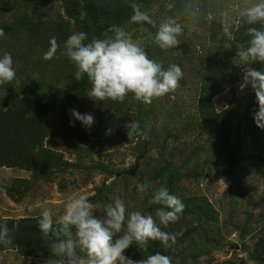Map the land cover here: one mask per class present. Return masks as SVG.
<instances>
[{"label":"rangeland","instance_id":"374dc122","mask_svg":"<svg viewBox=\"0 0 264 264\" xmlns=\"http://www.w3.org/2000/svg\"><path fill=\"white\" fill-rule=\"evenodd\" d=\"M133 2L141 4L157 25L165 16L179 17L184 25L179 46L165 51L154 42L156 28L132 23ZM190 2L0 0V28L5 32L0 56L10 53L16 70V79L0 86V111L26 99L32 103L31 116L51 104L41 142L26 143L19 153L6 156L9 163L20 164V157L31 159L40 152L42 164L30 169L0 165V225L8 226L13 239L11 246L0 245V264H45L57 237L42 235L41 213L50 208L53 228H58L72 195L95 197L94 215L100 219L115 198L124 201L126 219L133 211L155 217L161 206L151 199L161 187L185 206L177 222L161 226L175 234L176 244L164 248L160 241H149L141 248L133 243L126 256L139 261L159 252L172 264H264V145L254 147L245 134L256 97L250 86L239 91L246 65L237 57L240 45L222 32L223 13H228L234 32L240 10L256 0H198L201 12L196 21L182 13ZM168 3L175 5L171 11ZM112 26L123 28L165 69L172 64L182 68L184 77L174 93L154 98L151 104L131 94L123 103L94 101L86 94L92 82L86 74L77 78L76 67L61 54L64 44L74 32L87 34L85 44L105 39L113 35L108 31ZM51 37L59 49L53 59L45 60ZM217 79L228 88L210 97L212 110L232 109L236 115L230 118L225 143L206 132L200 112L204 89ZM73 109L91 114L93 125L76 120ZM132 122L138 130L128 139L126 126ZM145 181L148 189L141 198L137 185ZM21 231L31 233L26 237Z\"/></svg>","mask_w":264,"mask_h":264},{"label":"clouds","instance_id":"9594fccd","mask_svg":"<svg viewBox=\"0 0 264 264\" xmlns=\"http://www.w3.org/2000/svg\"><path fill=\"white\" fill-rule=\"evenodd\" d=\"M131 7V22L141 25L146 23L156 28L154 42L161 49L167 51L179 46V37L184 34V25L179 22V17L165 16L157 25L149 12L142 10L141 4L133 2ZM156 7L158 5H153V8ZM174 7L172 3L166 4L169 11ZM200 12L198 0H191L182 9V13L192 21L198 20ZM222 15V32L231 40L233 24L228 19L227 12ZM239 17L235 22L237 28L241 23L261 25L259 28L246 29L249 37L247 47H237L240 63H264V0L245 5L240 10ZM108 31L113 35L105 39H93L87 44L84 43L87 39L85 32H74L66 40L61 53L76 67L77 78L86 74L92 82L91 90L86 93L91 99L123 103L131 94L137 101L151 104L154 98L165 97L177 90L184 77L179 65L172 64L165 69L162 64L150 59L146 51L123 28L112 26ZM4 35L3 28H0V37ZM58 49L56 38L51 37L49 50L43 58L53 59ZM13 65L10 53L5 52L0 56V86L11 84L16 79ZM249 86L255 93L258 105V111L253 113L254 121L258 128L264 130V71L251 66L245 67L239 91L243 93ZM71 112L83 125H93L94 117L91 114L82 115L74 109ZM126 127L129 139L136 134L138 126L132 122ZM147 189V181L137 185L141 198ZM151 203L161 206L156 210L155 217L133 211L127 214L126 219L124 201L115 198L106 206L105 218L100 219L94 215L95 205L86 196L72 195L66 202L63 215L57 221L59 227L56 229L53 228L52 210L44 209L39 229L44 237L50 234L57 237L56 242L51 245V257L45 264H172L169 256L159 252L139 261L124 254L133 243L141 248H147L149 241H160L164 248L176 244L175 234L163 231L161 226L167 228L181 218L185 207L183 202L170 194L166 187H161L153 193ZM12 243L10 229L7 225H0V245L8 247ZM53 256L56 258L53 259Z\"/></svg>","mask_w":264,"mask_h":264},{"label":"trees","instance_id":"16d2710c","mask_svg":"<svg viewBox=\"0 0 264 264\" xmlns=\"http://www.w3.org/2000/svg\"><path fill=\"white\" fill-rule=\"evenodd\" d=\"M67 2H70V0H67ZM248 27L259 28L261 25H247L241 23L233 32V43L239 45L247 44L249 37L246 35V29ZM249 66L258 71H264L261 62H255L254 64L246 65L245 67ZM225 84L226 82L217 79V83L211 86H206L200 107L204 129L207 133L211 134L213 138L224 143L229 138L230 118L236 115L232 109L221 113H215L212 110L210 97L228 88V85L226 86ZM31 106L32 103L29 100L22 99L19 103L14 105L13 108H7L5 111H0V165L10 164L12 167L30 169L42 164L38 163L40 152L32 154L33 156L31 159L20 157L21 160H23L20 164L9 163V160L6 159L8 153L13 151L18 152V148L24 146L26 143H40L47 133L46 117L49 114L48 110L49 107H51V104L47 103L44 108H37L36 112L38 113L30 114L31 116H29V108H31ZM254 110L258 111L257 103ZM42 111L43 113H39ZM245 134L247 137L251 138L254 147H263L264 130L256 126L253 115L246 124ZM88 200L93 204L97 201L95 197ZM24 232L28 231H21L19 234L28 237L31 233V231L29 233Z\"/></svg>","mask_w":264,"mask_h":264},{"label":"water","instance_id":"95a60500","mask_svg":"<svg viewBox=\"0 0 264 264\" xmlns=\"http://www.w3.org/2000/svg\"><path fill=\"white\" fill-rule=\"evenodd\" d=\"M88 14H89V18L91 19L92 21V24L95 25L96 24V16H95V12L93 9H90L88 11ZM135 171H131L129 174L130 175H134Z\"/></svg>","mask_w":264,"mask_h":264}]
</instances>
